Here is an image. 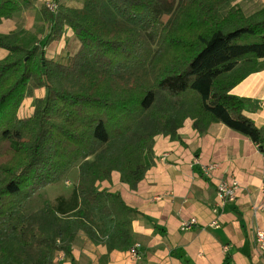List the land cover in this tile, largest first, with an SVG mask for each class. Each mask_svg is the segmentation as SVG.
<instances>
[{
    "label": "trees",
    "instance_id": "trees-1",
    "mask_svg": "<svg viewBox=\"0 0 264 264\" xmlns=\"http://www.w3.org/2000/svg\"><path fill=\"white\" fill-rule=\"evenodd\" d=\"M38 1L0 0V21L26 11L48 28L41 38L24 28L0 34L10 52L0 58V264H61L81 236L109 251L140 244L133 223L142 213L99 183L118 171L136 189L156 164V137L179 139L188 118L200 134L223 123L264 151V127L232 93L264 66V8L247 15L234 0H77L82 8L52 12ZM69 27L78 52L48 58L46 46ZM38 88L47 94L19 118ZM75 166L74 209L23 208Z\"/></svg>",
    "mask_w": 264,
    "mask_h": 264
},
{
    "label": "crops",
    "instance_id": "crops-1",
    "mask_svg": "<svg viewBox=\"0 0 264 264\" xmlns=\"http://www.w3.org/2000/svg\"><path fill=\"white\" fill-rule=\"evenodd\" d=\"M233 5L250 15L264 8V0H234ZM30 21L35 23L34 15ZM72 36L79 41L69 27L64 39ZM79 48L80 41L70 55ZM58 53L46 56L52 58ZM232 93L249 100L246 115L264 127V66L248 75ZM46 94V88L35 89L34 96L25 98L22 105ZM22 109L24 105L18 115ZM33 112L32 106L26 117ZM179 136L177 140L156 137V164L136 189L122 183L118 171H113L111 180L99 183L100 189L120 193L128 205L142 213L133 223L141 257L133 258L129 250L109 251L105 244H93L81 236L72 246L71 258L59 254L61 264H186L183 258L189 264H264V252L254 243V229L264 226V210L258 216L253 212L254 205H264L263 151L249 137L223 123H212L206 133L200 134L188 118ZM209 163H218L219 167L207 175L202 165ZM231 177L239 180L241 189L234 201L222 204L217 185ZM192 217L198 224L183 230L181 223ZM216 218L220 227L210 225Z\"/></svg>",
    "mask_w": 264,
    "mask_h": 264
},
{
    "label": "rangeland",
    "instance_id": "rangeland-1",
    "mask_svg": "<svg viewBox=\"0 0 264 264\" xmlns=\"http://www.w3.org/2000/svg\"><path fill=\"white\" fill-rule=\"evenodd\" d=\"M49 2H55L58 5L64 4L66 6H77L78 8L83 7L81 2H79L77 0H60V1L39 0L37 3V7L40 8V7H42V5L47 6V4ZM233 3H234V1L231 3V5H233ZM236 6H238V5H236ZM228 7L229 6H225L222 9V12L225 13ZM22 12L23 11L17 12L11 18L2 19L0 21V34H8V33L14 32V31H19V30L24 28V29L36 34V36L38 38L43 37L44 34L46 33L47 29H48L47 25L44 24L42 21L38 22L36 24V19H35V23L33 21L31 22L30 21L31 15H34V14H31V13H28L25 11V13L30 16V19H29L27 17V15L24 14V12L23 13ZM21 13H22V16L19 15ZM166 19H167V17H166ZM78 46H79V41L76 38H74L73 36L68 37V39H64V37H63L62 40H60L58 42H54V43L46 46L45 50H46V54L50 57V55H53L56 52H60V50L62 48H65L69 52V54H72L77 50ZM9 53L10 52L6 49L3 51L1 50L0 51V58L3 56H7ZM34 100L35 99H33L32 104H30V103L28 105L23 104L24 109H22V111H20V113L18 115L19 118H24L31 112V107L32 106L35 107L34 106V104H35ZM22 103H24V101ZM23 105L21 104L20 107H22ZM26 118H28V117H26ZM78 174H79L78 166L73 167L71 169V171L69 172V174L66 177L62 178L59 182H57L54 185H51L45 189H42L39 192H37L35 195H33V197L30 200L26 201V203L24 204L25 207L23 206V208L27 212H30L33 210L43 208V206L46 202H50V203H52V205H54L60 211L59 213H62V214H64L65 212H69L70 210L74 209L75 204H76L75 203L76 202L75 186H76V183L78 180ZM62 199L66 200V206H63V204L65 202ZM64 207H67V208L69 207V208L62 211V209Z\"/></svg>",
    "mask_w": 264,
    "mask_h": 264
},
{
    "label": "built area",
    "instance_id": "built-area-1",
    "mask_svg": "<svg viewBox=\"0 0 264 264\" xmlns=\"http://www.w3.org/2000/svg\"><path fill=\"white\" fill-rule=\"evenodd\" d=\"M47 7L50 9L52 12H56L58 9V4L55 2H49L47 4ZM264 153V151H263ZM219 167L218 163H209V164H203L202 165V170L205 174L209 175L211 174L214 170H216ZM240 183L239 180L236 177H231L227 178L224 180H221L219 184L217 185V196L219 199V202L222 204H226L227 202L234 201L240 191ZM264 210V205L263 204H256L253 207V212L255 215H259L262 211ZM217 212V210H214ZM198 224V220L196 217H192L190 219L184 220L181 223V228L183 230H190L194 226ZM211 226L213 227H220V221L218 218L214 219L211 223ZM254 243L256 247L259 249V251L264 252V226L258 225L254 229ZM227 248V247H225ZM140 244H136L134 247H132L129 251L131 253V256L133 258H140Z\"/></svg>",
    "mask_w": 264,
    "mask_h": 264
}]
</instances>
